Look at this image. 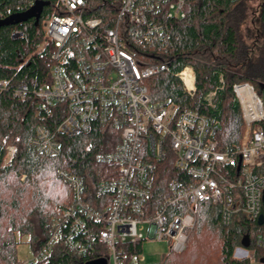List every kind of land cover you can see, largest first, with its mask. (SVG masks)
Wrapping results in <instances>:
<instances>
[{
	"label": "built area",
	"instance_id": "built-area-1",
	"mask_svg": "<svg viewBox=\"0 0 264 264\" xmlns=\"http://www.w3.org/2000/svg\"><path fill=\"white\" fill-rule=\"evenodd\" d=\"M44 1L48 8L51 0ZM52 1L55 12L43 21L54 44L51 83L34 89L18 84L13 93L20 99L33 93L39 119H53L55 110L63 118L53 128L38 124L32 145L57 155L58 135L84 134L96 123L113 126L120 139L113 150L97 154L98 162L112 166L93 189L65 170L71 200L52 217L41 248L16 263L7 262L0 250V264L39 263L57 246L107 264H161L147 261L143 242L166 240L171 251H185L197 205L206 199L221 206L224 225L238 213L256 221L261 229L255 243L264 249V100L254 85L233 87L242 137L224 150L215 140L217 119L194 110L178 113L176 103L153 101L150 93L148 81L169 70L163 56L173 44L170 21L186 17L189 0ZM176 76L193 97L194 68L188 65ZM7 85L0 80V91ZM215 95L208 94L209 104ZM169 153L185 175L171 180L168 195L152 203L157 164ZM239 250L241 258L254 259L249 248Z\"/></svg>",
	"mask_w": 264,
	"mask_h": 264
},
{
	"label": "trees",
	"instance_id": "trees-1",
	"mask_svg": "<svg viewBox=\"0 0 264 264\" xmlns=\"http://www.w3.org/2000/svg\"><path fill=\"white\" fill-rule=\"evenodd\" d=\"M36 1L0 0V12L4 14L0 20L27 11L30 4ZM53 5L51 0L50 6L44 8L39 23L35 18H30L0 28V80H8L7 87L0 91V176L14 169L20 179L22 175L26 179L37 156L48 157L32 145L37 125L43 123L53 128L63 118L55 110L53 119L41 120L36 114L37 98L33 93L26 99H20L13 93V88L18 84L27 83L34 89L51 83L54 44L46 35L43 21L55 12ZM186 11L185 18L170 21L173 44L163 56V60L169 62V70L148 81L150 93L153 101L170 100L176 103L178 113L194 110L217 119L220 129L215 140L218 148L224 150L242 137L243 118L233 92L234 85L250 82L264 100V0L259 7L261 32L253 43L247 41L243 32L249 16V0H189ZM16 29L21 30L23 35L14 36ZM188 65L196 73V93L193 97L187 94L176 76ZM221 76L223 81H220ZM211 91H216V95L209 104L207 97ZM226 128L234 129L231 137L226 135ZM58 139L61 141V151L57 155L65 162V170L80 176L88 189H93L98 181L108 177L112 165L98 162L96 156L113 150L120 139L117 129L96 123L90 132L72 137L58 135ZM10 146L14 148L13 157L5 164ZM184 175L175 167L171 153L159 161L153 178L152 203H159L165 198L169 182L180 180ZM70 193L66 202L45 210L36 209L19 189L12 198L0 202V226L7 230L5 238L0 239V250L7 262L19 261L17 249L20 241L16 239V232L29 237L27 242L33 252L41 248L48 237L52 217L59 207L71 200V187ZM221 214L220 205H215L210 199L200 201L196 225L182 256L176 260L166 256L161 264H250L248 258L235 257L236 248L244 246L247 236L250 242L248 248L254 252L256 259L263 262L264 249L255 243L260 225L243 213H238L230 225H224ZM210 230L217 231L221 243L215 262L205 234ZM89 262H92L90 257L78 256L57 246L45 260L35 264Z\"/></svg>",
	"mask_w": 264,
	"mask_h": 264
},
{
	"label": "clouds",
	"instance_id": "clouds-1",
	"mask_svg": "<svg viewBox=\"0 0 264 264\" xmlns=\"http://www.w3.org/2000/svg\"><path fill=\"white\" fill-rule=\"evenodd\" d=\"M226 135L231 137L234 129L226 128ZM65 162L56 154L49 153L47 158L37 156L32 162L29 176L21 182L20 175L10 169L0 176V202H4L19 189L24 198L36 209L45 210L58 207L70 197L69 183L65 177ZM6 228L0 226V239L5 238Z\"/></svg>",
	"mask_w": 264,
	"mask_h": 264
},
{
	"label": "rangeland",
	"instance_id": "rangeland-1",
	"mask_svg": "<svg viewBox=\"0 0 264 264\" xmlns=\"http://www.w3.org/2000/svg\"><path fill=\"white\" fill-rule=\"evenodd\" d=\"M261 2L262 0H249L248 21L243 26L244 35L247 41H249V43H253L254 39H258L257 36L261 32V24L259 22V7ZM13 153H14V148L10 146L8 148V153L4 162L5 164H8L10 162L11 158L13 157ZM24 179H25V175H22L21 180L24 181ZM205 234L208 238V242H210L209 247L211 249V252H213V256H214L213 261L215 262L216 259L219 257L218 252L221 244L219 234L215 230L212 231L210 230ZM15 235H16V239H19L20 241L17 249L18 259L21 260L27 258L28 256H30V251L32 250L30 244L27 242L29 237L21 236L18 232H16ZM239 248L241 247L239 246L235 250V257L238 259H243L240 256L241 250H239ZM142 253L146 256L147 261L149 263H161L162 256L164 254H166L167 256H171L173 260L179 259L182 256L181 253L171 251L170 244L168 241L157 240V239L143 242ZM249 260H250V264H264L260 260L256 259L255 255L253 260H251L250 258Z\"/></svg>",
	"mask_w": 264,
	"mask_h": 264
},
{
	"label": "water",
	"instance_id": "water-1",
	"mask_svg": "<svg viewBox=\"0 0 264 264\" xmlns=\"http://www.w3.org/2000/svg\"><path fill=\"white\" fill-rule=\"evenodd\" d=\"M47 5H49L48 1H44V0H37L34 5L29 8L27 11L25 12H21V13H16L13 14L11 16H9L6 19L0 20V28L4 25H10V24H18L21 22H25L27 20H29L30 18H35L36 22L39 23L44 7H46ZM263 220V216L260 217V222H262ZM249 237L247 236L244 240V246L245 248H248L250 242H249ZM88 264H107L105 260L100 259V260H95L92 262H89Z\"/></svg>",
	"mask_w": 264,
	"mask_h": 264
}]
</instances>
